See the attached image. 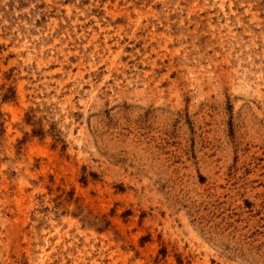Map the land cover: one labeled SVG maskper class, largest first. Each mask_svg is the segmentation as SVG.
<instances>
[{
    "label": "rangeland",
    "instance_id": "1",
    "mask_svg": "<svg viewBox=\"0 0 264 264\" xmlns=\"http://www.w3.org/2000/svg\"><path fill=\"white\" fill-rule=\"evenodd\" d=\"M0 264H264V0H0Z\"/></svg>",
    "mask_w": 264,
    "mask_h": 264
}]
</instances>
